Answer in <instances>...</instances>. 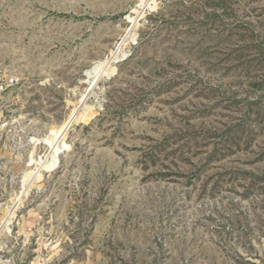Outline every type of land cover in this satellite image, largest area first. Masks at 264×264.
<instances>
[{"label":"rangeland","instance_id":"rangeland-1","mask_svg":"<svg viewBox=\"0 0 264 264\" xmlns=\"http://www.w3.org/2000/svg\"><path fill=\"white\" fill-rule=\"evenodd\" d=\"M0 264H264V0H0Z\"/></svg>","mask_w":264,"mask_h":264}]
</instances>
